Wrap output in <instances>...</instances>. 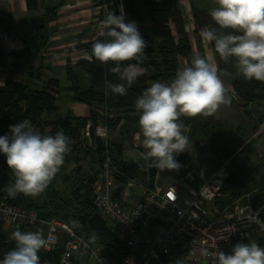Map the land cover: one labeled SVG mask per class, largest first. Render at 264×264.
<instances>
[{
    "label": "trees",
    "instance_id": "obj_1",
    "mask_svg": "<svg viewBox=\"0 0 264 264\" xmlns=\"http://www.w3.org/2000/svg\"><path fill=\"white\" fill-rule=\"evenodd\" d=\"M38 0H26L28 11L37 8ZM93 1V0H92ZM64 0L54 6H46L40 21L41 43L36 50L29 48L12 52L11 56L19 63L9 66L13 73L22 75L24 83L12 81L8 78L0 85V136L9 134V125H15L23 120H29L34 131L41 135H55L62 131L70 138L71 151L66 154L61 170L51 181L46 191L39 197H26L23 194L11 198L1 196L8 205L24 210L33 211L40 220H59L76 228V232L90 244L100 248L101 252L110 259L127 253L126 249L118 246L107 221L93 206L91 185L102 169L106 160L116 171L115 177L121 187L127 184V179H139L142 175L131 167L124 158V148L137 136V150L143 155V137L140 134L139 114L135 110V101L143 91L154 82L170 83L178 69H182L180 60L190 66L194 55L205 57L204 48H208L218 68L227 72L228 64L232 68L228 72L229 86L234 99L240 109V122L234 127L213 120V116L196 118L182 117L181 120L188 129L184 134L188 136L189 145L185 152L176 159L182 163L181 175L186 178L187 185L199 187L195 174L203 169L207 174L215 170L221 161L230 159L228 178L219 198L209 206L223 214L231 213L233 203L245 195L253 208L264 205V158L255 154L252 148L259 138L264 142V127L259 131L254 113L264 114V82L247 81L239 75L235 67L234 58L226 63L219 58L214 50V44L205 42L199 36L202 28L216 27L209 12L216 7L214 0H187L192 29L188 31L183 18V12L178 0H103L100 4L106 6V12H99V20L109 13L122 14L119 5L123 3L127 18L125 22L134 21L138 31L147 43L143 62L139 67L146 69L144 75L128 89L124 96L105 95V80L118 83L116 75L110 73V62L107 66L97 61L91 53L92 44L104 40V36H96L93 31L86 30L73 37L74 46L70 51H81L89 62L79 58L77 62L65 67L68 86L59 87L56 79H43L42 67L35 66L33 59L40 50L48 46V39L55 34L50 24L56 22L58 9ZM125 17V16H124ZM231 31V30H226ZM136 63L135 61H126ZM230 76H232L230 78ZM60 92L70 93L71 102L85 104L88 107L86 117L58 118L50 122L43 120V114L56 110L57 100L54 95ZM223 123V124H221ZM103 126L107 138H98L95 129ZM223 127L224 130H221ZM49 129L47 132L46 129ZM88 128L89 137L85 136ZM111 133L117 138L110 140ZM193 142V143H192ZM129 149V146H128ZM84 156V157H83ZM92 158L94 168L87 174L80 165L82 158ZM72 167V168H69ZM92 167V166H91ZM0 169L14 179V174L6 164V157L0 154ZM154 172V168H153ZM89 173V171H88ZM61 185V189L58 188ZM123 188L120 189L122 192ZM243 202V201H242ZM264 221V215L262 216ZM78 225V226H77ZM40 225L28 227L21 231L40 230ZM12 230L4 231L0 222V258L14 247L10 239ZM244 238L234 240L229 244H222L219 251L231 253L232 247L238 243L256 242L264 247V234L254 225L240 228ZM93 237H95L93 239ZM63 251V240L57 243L52 253L40 250V264H58ZM158 264H195L188 258L182 260L181 254L172 253L169 256L157 258ZM217 264V262L215 263Z\"/></svg>",
    "mask_w": 264,
    "mask_h": 264
},
{
    "label": "clouds",
    "instance_id": "obj_2",
    "mask_svg": "<svg viewBox=\"0 0 264 264\" xmlns=\"http://www.w3.org/2000/svg\"><path fill=\"white\" fill-rule=\"evenodd\" d=\"M214 3L216 7L209 15L216 27L202 28L199 36L214 44L215 52L224 62L234 58L237 72L245 80L264 82V0H214ZM101 35L106 39L92 44V56L106 66L111 62L109 71L119 81L105 80V95L124 96L146 72L139 65L148 45L136 23L125 22L123 14L109 13L102 21ZM126 61L136 63L125 64ZM228 93L217 65L200 55L191 58L190 66L178 69L170 83L157 81L146 88L137 97L135 110L145 149L143 161L148 167L160 172L179 170L181 165L176 157L189 145L184 134L188 129L181 118L213 116L221 106H230ZM70 143L62 131L41 135L34 131L29 120L9 125V134L0 136V154L6 157V164L14 174L6 189L8 195L36 198L44 193L71 151ZM10 239L14 247L3 254L0 264H40L38 253L49 244L40 231L17 229ZM200 255L207 257L211 253L204 248ZM215 260L217 264H264V247L256 242H238L231 253L217 252Z\"/></svg>",
    "mask_w": 264,
    "mask_h": 264
},
{
    "label": "built area",
    "instance_id": "obj_3",
    "mask_svg": "<svg viewBox=\"0 0 264 264\" xmlns=\"http://www.w3.org/2000/svg\"><path fill=\"white\" fill-rule=\"evenodd\" d=\"M103 0H93L95 15L106 12ZM121 12V5H119ZM102 21L96 18V36L101 35ZM11 37H9L10 39ZM254 113L259 131L264 127V114ZM98 138H107L106 129H95ZM85 136L88 138V128ZM179 170H166L176 181L166 187L160 185V171L148 167L147 162L132 160L131 167L142 175L139 179H127L123 187L118 184L108 160L105 161L96 180L91 185L93 206L107 221L118 246L127 253L118 259L106 257L98 248L76 232V228L59 220H40L33 211L8 205L0 200V222L3 229L15 231L40 225L46 228L49 241L45 253H52L60 240L63 251L58 264H158V257L172 253L187 255L195 264H215V254L222 244L244 238L240 228L254 225L264 234V205L253 208L249 195L233 203V210L223 214L208 205L220 197L228 178L230 159L222 161L211 173L199 169L196 177L199 187L183 184ZM123 188L122 192L120 189ZM187 198L183 196V193ZM244 201L243 203H241ZM211 255H200L201 249ZM182 260H185L182 259ZM172 264H179L178 261Z\"/></svg>",
    "mask_w": 264,
    "mask_h": 264
},
{
    "label": "crops",
    "instance_id": "obj_4",
    "mask_svg": "<svg viewBox=\"0 0 264 264\" xmlns=\"http://www.w3.org/2000/svg\"><path fill=\"white\" fill-rule=\"evenodd\" d=\"M37 3V8L35 10L28 11L26 7V0H0V70L5 69L6 67L11 70L9 66L15 63H19V60H15L11 56L12 52L25 50L27 48L31 50L27 41L29 42V40L34 38L35 36H39L41 39L40 24L36 29L35 26L32 25V22L28 20V17H30L31 12L39 11L42 13L40 14L41 21V17L44 13V9L46 8V6H51L49 5L51 3V0H38ZM188 14L189 11L185 14L186 18L188 17ZM16 15H19V17L16 18ZM57 15L58 18L56 22L50 24L52 29L55 30V34L48 39V46H46L45 50L43 51V56L40 57L39 60H36V58L33 59L34 65L42 67L43 70H45V68L49 65L63 67L64 64L60 63V60L58 59L60 57L61 52L66 51L65 47H67V45L57 46L58 43L60 44L62 40L64 42H68L69 38L74 37L77 34L86 31L87 29L96 28V18L94 17L95 8L92 4V0H64L63 5L57 11ZM93 17L95 18V21ZM14 18H16V23H19L20 19L22 18L21 24L22 28H25L24 32L19 31L17 27L16 31L14 32L12 28V21L14 20ZM78 29H80L81 31L75 32ZM186 29L190 31L192 29L191 25L190 28L187 27ZM9 37L11 38L9 39ZM56 51H59L60 53L54 54V52L57 53ZM205 58H207L210 62L214 63L213 55L209 49L205 50ZM1 67L3 68L1 69ZM13 74L16 75V79H12V77H9L10 79H12V81L19 83L25 82V78L22 75L12 72L11 75L13 76ZM48 79L56 78H44V80ZM0 85H2V83H0ZM59 87L61 88L60 85ZM63 97L68 101V107L71 113L70 117H86L88 115V107L85 104L71 102V94L67 92H60L58 94L59 99ZM55 106L56 110L47 112L55 113V116L51 119L43 118L45 122L48 123L52 120L61 118L57 117L56 115L59 113L57 103L55 104ZM70 117L64 114L63 118ZM210 205L211 204L208 205L207 209L212 210L209 208ZM3 230L7 231L5 229ZM27 231L31 230H26L25 232ZM40 232H42L44 235L46 232V228L40 227Z\"/></svg>",
    "mask_w": 264,
    "mask_h": 264
},
{
    "label": "rangeland",
    "instance_id": "obj_5",
    "mask_svg": "<svg viewBox=\"0 0 264 264\" xmlns=\"http://www.w3.org/2000/svg\"><path fill=\"white\" fill-rule=\"evenodd\" d=\"M58 1L59 0H51V3L49 5L54 6L55 4L58 3ZM178 2H179V5L181 7V10L183 12V18L187 22V18H186V15H185L189 11L187 0H178ZM40 14H42V13L39 12V11L31 12L30 17H28V20H30L32 22V25L35 26L36 29L38 28V26L40 24L39 23L40 22V16H41ZM15 17L18 18L19 15H16ZM16 18H14V20L12 21V28H13L14 32L16 31L17 28L19 29V31L24 32L25 28H22V24H21L22 23V18L20 19L19 23L18 22L16 23ZM97 18H98V14H97ZM93 19L95 21L94 17H93ZM190 24H191V22L189 20L187 22V25H188L189 28H190ZM87 30H90V31L93 30V31L96 32L97 29H90L89 28ZM78 31H81V30L78 29L75 32H78ZM27 43L30 46L31 50H36L40 46L41 39H40L39 36H35L34 38L30 39L29 42L27 41ZM59 45H64V46L67 45V47H65L66 51L65 52H61L60 57L58 59V60H60V63L64 64L63 67H61V66L60 67L59 66L56 67V66L49 65V66H47L45 68V70L42 69V73H43V79L44 78H50V77L56 78V79L59 80V85L61 86V88L65 89L68 86V81H67V78H66V75H65V67H66V65L67 64L72 65L75 62H77V60L79 58H83V57L87 58V57L81 51H77V52L70 51V49L74 46L73 37L69 38L68 42H66V41L64 42L62 40L60 44L59 43L57 44V46H59ZM206 49H208V48L205 47L204 51ZM43 51L40 50V52L37 54L38 56L36 57V60L37 59L39 60L40 57L43 56ZM56 52L57 53L54 52V54H59L60 53L59 51H56ZM213 60H214V58H213ZM54 61H56V60H54ZM214 63H215V61H214ZM180 64H181V66L183 65L182 66L183 68L186 66V63L183 62L182 60H180ZM2 68L3 67H1V69ZM231 68H232V65L228 64L227 72L221 71L220 73H218L220 75V78L223 81L225 87L229 89V93L228 94L231 96V104H230V106H221L220 109L213 115V118H214L213 120H216V121L220 120L221 122L225 121L224 123H229V124H226V125L232 124L234 127H236L239 124V122H240V113L241 112H240L239 107H237L236 103H234L232 101V99H234V96L232 95V91H231V88L229 86L230 79H229V76L227 74L228 72H230L229 70ZM11 74H12V71L9 70L8 67H6L3 70H0V83H2L4 80L8 79L9 77H12V79H16V75L13 74V76H12ZM231 77L232 76H230V78ZM54 97L57 100L59 99L58 95H54ZM57 106L59 108V113L56 114L57 117L63 118L64 114H66L69 117L71 116L70 115L71 113H70L69 107H68L67 99H65L64 97L60 98L57 101ZM255 113H257V112H255ZM258 115H262V114L259 113ZM54 116H55V113H47L46 112V113L43 114L42 118L51 119ZM221 124H223V123H221ZM232 125H230V126H232ZM221 130L226 131V130L223 129V127H222ZM46 131L48 132L49 129L47 128ZM135 137L137 138V136H135ZM116 138H117V134L116 133H111L109 139L113 140V139H116ZM136 138H134L133 141L130 144H127L126 146H124V148H127V150L125 149V151H124V158H125V160H128L129 162H131L132 160H136V161L140 162L141 165H143L144 164L143 155L137 150L138 140ZM128 146H129V149H128ZM252 148L255 149V154L257 156H259L261 158H264V142H263L262 138L261 139L259 138L258 140H255V142L252 145ZM81 159H82V161H81L80 165L82 166L83 170L87 174H91L93 172V170H89V169L90 168H94L93 163H91L93 161L91 156L90 157L87 156L85 158L81 157ZM69 168H72V167H69ZM88 171H89V173H88ZM1 175H2V172H1V169H0V176ZM160 177H161L160 185L162 187H166L167 185H169L170 182L176 181V179H177V176H170L166 170H164L163 172H160ZM182 177H184V176H182ZM195 179L198 182L196 174H195ZM185 185L187 186L186 182H184L182 187H184ZM58 188L61 189V185L60 184H58ZM183 196L185 198H187V195L185 194V192L183 193ZM36 231H40V230L34 229V232H36ZM187 257H188L187 255H183V254L181 255L182 259L187 258Z\"/></svg>",
    "mask_w": 264,
    "mask_h": 264
},
{
    "label": "water",
    "instance_id": "obj_6",
    "mask_svg": "<svg viewBox=\"0 0 264 264\" xmlns=\"http://www.w3.org/2000/svg\"><path fill=\"white\" fill-rule=\"evenodd\" d=\"M121 11H122V14L125 16V18H127L123 3L121 4ZM82 60L89 62V60L86 58H82ZM13 180L14 179L11 176H9L7 173H3L0 176V195L1 196L8 195L6 189L10 186V183Z\"/></svg>",
    "mask_w": 264,
    "mask_h": 264
}]
</instances>
